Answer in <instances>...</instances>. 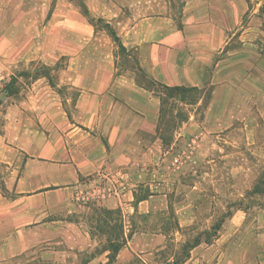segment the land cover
I'll list each match as a JSON object with an SVG mask.
<instances>
[{
  "label": "crops",
  "instance_id": "1",
  "mask_svg": "<svg viewBox=\"0 0 264 264\" xmlns=\"http://www.w3.org/2000/svg\"><path fill=\"white\" fill-rule=\"evenodd\" d=\"M249 10L250 0H0V264H129L165 246L172 199L203 161L196 148L236 127L252 143L264 135V40L238 28ZM158 87L209 94L191 104L174 94L184 108L171 110ZM94 187L105 197L78 199ZM179 209L180 227L191 225V202ZM104 211L110 234L96 231ZM226 242L264 264V210L233 211L209 247Z\"/></svg>",
  "mask_w": 264,
  "mask_h": 264
},
{
  "label": "rangeland",
  "instance_id": "2",
  "mask_svg": "<svg viewBox=\"0 0 264 264\" xmlns=\"http://www.w3.org/2000/svg\"><path fill=\"white\" fill-rule=\"evenodd\" d=\"M245 27L253 29L254 43L261 46L264 40V0H250L249 13L238 26L240 31ZM238 38L239 46L241 41ZM130 60L133 63L134 54ZM140 75L147 80L142 73ZM158 89L166 95L164 98L171 110H181L182 106L184 108V105L172 99L170 90L161 87ZM174 94L179 100L191 104L200 97L208 96L209 91L192 89L183 94L178 91ZM261 126L263 127L264 124L260 125V128ZM256 140L252 143V140L247 139L242 128L236 127L225 136L213 140L206 139L204 147L196 148L193 155L195 156L197 152L203 161L190 172L189 179L184 180L187 191L182 187L172 199L171 209L165 215L169 218V223L164 226L168 231L165 246L170 242L178 244L190 234L192 236L210 229L220 219L229 218L236 209L249 211L253 216L264 210V135L259 134ZM188 192H191V197L186 196ZM189 201L192 205L193 222L189 226L180 227L176 212L180 210L181 203ZM253 227L255 226H244L239 235L250 231ZM187 232L190 234L186 235ZM228 243H215V247L203 243L200 252L191 254L194 257L186 264H245L243 259L245 254L237 252V249L243 248L244 245L231 247ZM141 259L148 264H156L157 257L153 252Z\"/></svg>",
  "mask_w": 264,
  "mask_h": 264
},
{
  "label": "trees",
  "instance_id": "3",
  "mask_svg": "<svg viewBox=\"0 0 264 264\" xmlns=\"http://www.w3.org/2000/svg\"><path fill=\"white\" fill-rule=\"evenodd\" d=\"M116 41L119 44L121 51H125L123 46L119 43V40L116 38ZM171 91V96H174V93L178 91L180 94L187 91L186 89H178V88H164ZM230 215V214H229ZM225 218L220 219L216 222L210 229H206L202 232H199L195 235L190 233H186L189 235L186 239L182 240L178 244H174L170 242V244L166 245L163 248H160L154 252V255L157 257L156 264H186L190 258L191 253L194 248L201 245L202 243L211 244L217 237L219 230L221 229ZM111 219V212L104 211L99 213L98 216L95 217V227L96 231L101 233L110 234L114 232L115 229L109 227V220ZM172 238L170 239V241ZM124 246V243H116L109 246L111 250L112 260H115L116 255L120 251V249ZM129 264H148L144 262L140 257L135 256Z\"/></svg>",
  "mask_w": 264,
  "mask_h": 264
},
{
  "label": "built area",
  "instance_id": "4",
  "mask_svg": "<svg viewBox=\"0 0 264 264\" xmlns=\"http://www.w3.org/2000/svg\"><path fill=\"white\" fill-rule=\"evenodd\" d=\"M105 197V192L102 188H90L78 194V199L82 201L100 200Z\"/></svg>",
  "mask_w": 264,
  "mask_h": 264
}]
</instances>
